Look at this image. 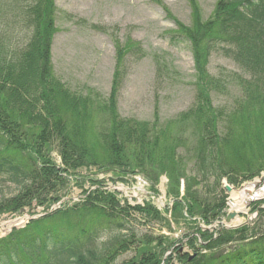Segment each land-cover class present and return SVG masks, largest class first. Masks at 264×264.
<instances>
[{"label": "trees", "instance_id": "16d2710c", "mask_svg": "<svg viewBox=\"0 0 264 264\" xmlns=\"http://www.w3.org/2000/svg\"><path fill=\"white\" fill-rule=\"evenodd\" d=\"M189 1L191 24L156 0L175 22L167 31L171 42L185 43L192 53L198 90L191 109L162 121L158 107L153 120L124 117L118 109L128 60L146 56L139 40L114 38L116 65L108 97L90 88L77 91L54 70L56 0H0V176L19 189L0 203V215L48 208L62 200L72 179L92 183L80 200L2 237L0 264H264V231L257 225L219 226L217 236L202 227L226 216L223 178L237 184L264 170V0H216L206 19L199 2ZM220 51L244 72L237 75L242 95L230 113L214 104L227 87L209 69L212 54ZM191 117L198 121V141L190 150L196 174L188 175L179 152L186 145L180 128ZM97 118L98 130L91 134L89 125ZM91 167L118 172L122 181L139 170L153 185L165 173L172 207L161 212L150 202L122 201L118 191L105 187V179L77 174ZM140 216L171 230L172 221L192 230L180 239L154 237L138 232ZM259 216L264 219V209ZM250 236L257 239L247 242ZM239 241L246 243L235 246ZM183 245L194 250L193 256L181 254ZM130 252L134 255L120 261Z\"/></svg>", "mask_w": 264, "mask_h": 264}, {"label": "rangeland", "instance_id": "374dc122", "mask_svg": "<svg viewBox=\"0 0 264 264\" xmlns=\"http://www.w3.org/2000/svg\"><path fill=\"white\" fill-rule=\"evenodd\" d=\"M162 1L178 19L186 24H191L192 7L189 0ZM197 1L203 17L208 18L214 9L216 0ZM56 4L58 29L53 43L54 70L56 76L72 89L86 93L90 88L108 97L116 65L114 38L125 42L128 37H132L142 43L146 50V56L140 60L130 58L127 62L126 77L118 97V109L121 115L140 120H153L155 109L158 107L162 121H166L193 107L198 90L195 85L196 77L192 53L185 43L173 44L171 42L167 31L175 28V22L167 17V11L156 0H56ZM99 27L105 28L106 31H101ZM158 55L161 57L160 66L156 61ZM162 64L164 65L161 67ZM209 69L212 74L223 77L227 84L224 93L214 97V104L221 108L223 113L235 111V109L231 110V107L235 99L242 95V87L237 75L244 72L236 62L221 51L212 54ZM231 119L230 114L229 122ZM97 122H99V118L95 123L89 125L88 131L91 134L94 130H98ZM196 122L198 121L195 117H191L181 126L184 131L180 128L186 145H181L179 152L185 159L183 162L187 167L188 175L196 174L194 162L190 160L195 154V151L191 152L190 150L198 141ZM226 124L225 121L220 125V127L223 126L220 129L221 132L228 126ZM53 155L60 164L59 155L56 152ZM253 160L256 161V158ZM97 171V167L83 168L78 170L77 174H81L83 177L105 179L107 188L117 190L122 201L127 199L133 205L145 206L150 202L161 212H164L167 206L172 207V201L168 194L169 177L165 173L160 174L157 183L153 185L148 176L139 170L135 174L130 173L125 176L124 181L119 179L116 174L118 172ZM262 173L264 170L253 178L259 177ZM253 178L242 179L237 184L231 183L227 177L223 178L221 184L227 195L226 213L231 208L229 205L230 193L226 191L225 184L238 189ZM181 183L182 190H184L185 183L183 180ZM91 185L89 180L83 183L82 180H79L77 183L72 179L65 191L64 203L72 204L80 200L84 195L83 190L90 188ZM18 193L19 189L16 183L11 182L6 176H0V203L17 196ZM133 197L136 198V203L132 201ZM257 202L260 203L259 208L254 206V203ZM53 205L48 208L40 206L37 208V213L42 212L43 209L50 210ZM58 206L54 205L55 208ZM261 209H264V199L253 201L248 206V213L240 215L243 219L242 222L249 219V223L237 228H226L219 221L210 225L206 224L204 227L214 232L215 236H217L216 230L219 229V226L233 230L245 225L250 227L257 225L264 231V219L258 220ZM30 214L28 207H26V211L17 215L5 212L0 215V222L20 217L23 219L20 220L19 224L21 223V225L16 229L26 228L32 220ZM248 215H253L251 216L253 218H249ZM42 217L37 216L36 218ZM141 218L143 216H140L136 224L138 232H150L154 237L166 235L180 239L185 233L192 230L188 224L178 226L172 221L173 230H171L167 225L164 226L149 220L145 222ZM256 231L257 234H262L258 228ZM6 233L0 230V239L6 236ZM250 237L247 242L257 239L255 236ZM244 243L246 242L239 241L235 243V246H241ZM228 245L226 252L230 250ZM182 248L181 254L192 255L194 253V250L187 245H183ZM132 255H134L133 252L123 255L120 257V261L130 258ZM176 264L179 263L176 262Z\"/></svg>", "mask_w": 264, "mask_h": 264}, {"label": "bare ground", "instance_id": "6f19581e", "mask_svg": "<svg viewBox=\"0 0 264 264\" xmlns=\"http://www.w3.org/2000/svg\"><path fill=\"white\" fill-rule=\"evenodd\" d=\"M264 198V187L260 189H255L253 184H245L244 187L241 188H235L230 193L229 198V205L231 210L233 212L237 213V216L235 220L232 221L234 224H239L243 221V219L240 217L241 214H247L248 213V206L253 200ZM20 219H9V220H3L0 222V230L2 232L8 231L10 228H12L14 225L18 224Z\"/></svg>", "mask_w": 264, "mask_h": 264}, {"label": "water", "instance_id": "95a60500", "mask_svg": "<svg viewBox=\"0 0 264 264\" xmlns=\"http://www.w3.org/2000/svg\"><path fill=\"white\" fill-rule=\"evenodd\" d=\"M248 184H253L255 189H260V188L264 187V173L260 177L253 178L250 182H248ZM242 187H244V185H242ZM225 188H226L227 192H229V193H231L232 190L235 189V187H233V186H231L229 184H225ZM259 199H263V198H259ZM236 216H237L236 212L229 211L227 216H226V218H225V220L224 221H220V223L224 224V226L226 228H237L238 226L246 224V223L249 222V219H248L244 223L232 225V221L235 220ZM251 216H253V215H251ZM251 216H250V218H252Z\"/></svg>", "mask_w": 264, "mask_h": 264}]
</instances>
